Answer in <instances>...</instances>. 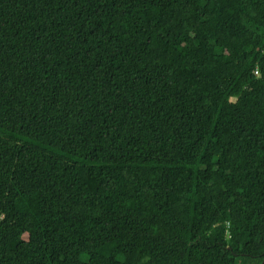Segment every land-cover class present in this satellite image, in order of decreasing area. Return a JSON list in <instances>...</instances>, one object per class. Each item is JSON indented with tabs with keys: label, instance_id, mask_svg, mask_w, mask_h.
<instances>
[{
	"label": "trees",
	"instance_id": "trees-1",
	"mask_svg": "<svg viewBox=\"0 0 264 264\" xmlns=\"http://www.w3.org/2000/svg\"><path fill=\"white\" fill-rule=\"evenodd\" d=\"M264 264V0H0V264Z\"/></svg>",
	"mask_w": 264,
	"mask_h": 264
},
{
	"label": "water",
	"instance_id": "water-1",
	"mask_svg": "<svg viewBox=\"0 0 264 264\" xmlns=\"http://www.w3.org/2000/svg\"><path fill=\"white\" fill-rule=\"evenodd\" d=\"M263 264V263H262Z\"/></svg>",
	"mask_w": 264,
	"mask_h": 264
}]
</instances>
